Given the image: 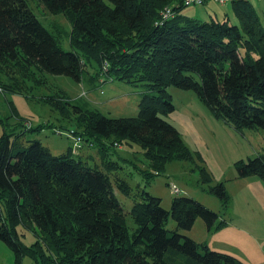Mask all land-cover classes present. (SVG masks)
<instances>
[{"label":"trees","instance_id":"16d2710c","mask_svg":"<svg viewBox=\"0 0 264 264\" xmlns=\"http://www.w3.org/2000/svg\"><path fill=\"white\" fill-rule=\"evenodd\" d=\"M30 2L70 22L72 50L61 47ZM167 5L174 16L156 24ZM231 5L238 24L182 15L184 0H0L2 92H26L28 81L44 82L43 72L78 82L84 75L89 82L114 75L146 85L133 117H107L64 91L42 98L75 125L73 132L84 146L97 148L99 164L74 155L71 146L60 155L37 139L24 146L18 137L23 130L8 133L3 123L0 240L15 253L17 264L24 255L32 264H242L178 232L191 229L197 218L208 232L218 229L225 224L218 213L188 196L173 197L167 210L145 188L133 194L128 181L114 175L123 168L119 159H127L109 157L122 142L140 144L147 167L134 169L145 183L168 162L193 159L178 130L161 116L174 110L169 85L192 89L215 117L236 128L264 129V27L249 1ZM235 169L239 177L264 180L260 155L236 161ZM200 173L202 184H208V173L203 168ZM115 188L132 198L127 213ZM207 191L228 209L231 197L222 182ZM169 217L174 230L166 228ZM20 226L33 232L30 245L21 241Z\"/></svg>","mask_w":264,"mask_h":264},{"label":"rangeland","instance_id":"374dc122","mask_svg":"<svg viewBox=\"0 0 264 264\" xmlns=\"http://www.w3.org/2000/svg\"><path fill=\"white\" fill-rule=\"evenodd\" d=\"M30 4L43 26L60 39L61 47L64 50H72L67 37L71 27L70 22L61 14H53L33 2ZM254 8L260 16V8L257 5ZM181 14L199 20H209L212 16L219 20L226 19L230 24H238L231 3L220 4L207 1L202 5H186ZM53 24L59 27L61 35L56 32ZM43 73L44 82L41 84L37 80L28 81L26 92L0 90V118H3L0 121V137L3 132V123H6L8 133L17 134L23 130V134L18 137L24 146L37 139L55 155L64 153L71 146L74 155L80 154L90 165L99 164L97 148L87 146L86 142L84 147H75L76 139L71 133L76 128L75 125L63 118L58 111L53 110L42 98L45 95H55L64 91L72 100L80 99L75 102H86L90 108L97 109L107 117H133L137 116L139 101L146 85L125 82L114 75L101 74L95 81L90 82L88 80L90 77L84 75L81 82H78L68 75ZM166 90L172 97L174 110L161 116L178 130L183 143L191 151L193 159L170 161L162 172L145 183L141 174L134 169L136 165L141 168L147 167L141 145L133 143L130 146L122 142L120 147L109 152V157L112 159H119L118 155L127 159L125 162L119 159L123 168L117 170L114 175L118 174L125 178L131 185L133 194L138 189L145 188L150 194L160 198L164 209H170L173 197L188 196L218 213L220 217L222 214L220 201L207 191V187L222 182L231 197L230 204L235 212H243L246 215L245 219L249 217L254 223L260 221V241H257V245L251 239L254 247L246 248L248 252L244 251V254L236 251L238 257L228 252L230 251L228 247L209 240V235L212 233L206 230L201 218L194 221L191 229L178 232L194 238L193 240L199 244L205 243L214 250L229 253L237 257L242 264H264V180L257 175L239 177L235 169V162L240 159L247 160L257 155L264 158V129L236 128L229 122L215 117L192 89L169 85ZM46 123L49 125L42 126L40 130L34 129L35 126ZM30 126L34 128L26 129ZM11 137L14 138L12 135ZM201 168L210 177L208 184L201 182ZM115 193L127 213L132 205V198L123 195L116 188ZM225 218L228 219L227 216ZM126 220L130 227L134 226L128 214ZM175 227V221L169 217L166 228L174 230ZM18 231L25 245L35 241L32 231L25 230L21 226ZM249 233L254 236L259 234L250 231ZM232 250L235 252L237 248L232 247ZM32 262V258L28 255H24L20 260V264H32ZM0 264H17L15 253L2 240H0Z\"/></svg>","mask_w":264,"mask_h":264},{"label":"crops","instance_id":"0c3cea01","mask_svg":"<svg viewBox=\"0 0 264 264\" xmlns=\"http://www.w3.org/2000/svg\"><path fill=\"white\" fill-rule=\"evenodd\" d=\"M256 5L260 8V21L264 27V0H257ZM220 207L222 209V214L221 217L219 216L218 221L224 219L226 224L221 228L210 231L212 234L209 235V240L213 241L212 243L215 241V243H219L218 245L228 247L227 249H230V251H226L239 257L236 251H240L244 254V251H247L246 248L249 249L254 247L251 239L255 245H257L258 240L260 241V221L254 223L249 217L245 219L246 215L243 212L236 213L232 204H230L226 210L222 208L221 204ZM226 216L228 219L225 218ZM249 231L252 233L258 232L259 234L258 236H254L250 234ZM232 247L237 248V250L234 252Z\"/></svg>","mask_w":264,"mask_h":264},{"label":"built area","instance_id":"2783aa9c","mask_svg":"<svg viewBox=\"0 0 264 264\" xmlns=\"http://www.w3.org/2000/svg\"><path fill=\"white\" fill-rule=\"evenodd\" d=\"M207 1H214L220 4H226V3H231L233 1L236 0H184V5H191V4H195V5H202L203 3L207 2ZM245 1H249L253 6L256 5V1L257 0H245ZM160 19L156 22V24H162L163 21L171 18L174 16V11L172 10V6L171 5H167L165 7H163V9L160 12ZM107 68V63H104V69ZM72 134H74L73 130L71 131ZM75 147L77 148H81L83 140L80 136L75 135ZM175 190L177 191V188L175 187Z\"/></svg>","mask_w":264,"mask_h":264},{"label":"clouds","instance_id":"9594fccd","mask_svg":"<svg viewBox=\"0 0 264 264\" xmlns=\"http://www.w3.org/2000/svg\"><path fill=\"white\" fill-rule=\"evenodd\" d=\"M82 145H83V143H82ZM82 147V146H81Z\"/></svg>","mask_w":264,"mask_h":264}]
</instances>
